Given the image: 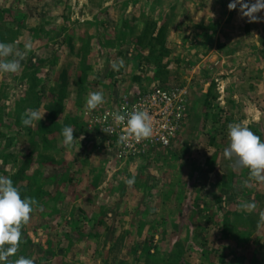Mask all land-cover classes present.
<instances>
[{"label": "crops", "instance_id": "crops-1", "mask_svg": "<svg viewBox=\"0 0 264 264\" xmlns=\"http://www.w3.org/2000/svg\"><path fill=\"white\" fill-rule=\"evenodd\" d=\"M152 1L154 0H0V10L4 9L6 14L0 20V25H9L7 28L5 25L0 28V42L12 46L13 52L7 56L10 60L19 58L17 53L22 55L18 72L26 68L22 61L30 49L37 55H44V59L55 50L56 68L65 71L71 67L75 71V63L70 64L76 57L78 59L85 31L96 39L97 35L90 30L91 27L100 25L103 33H106L110 32L109 25L114 29L117 27L114 25L119 22L129 39H135L133 27L129 26L132 18L137 17L138 11L148 2L152 7L162 8V11L165 4L170 2L168 17H173L170 26L164 23L166 16L161 13H155L153 16L158 17H153L150 21L158 26L165 25L168 34L169 29L179 34L173 26L186 21L184 18L180 20L176 11L177 2L183 0H155L154 4ZM184 1L192 22H200L201 20L195 21V18L203 14V9H208L204 11L208 14L205 20L217 18L220 23L203 36L214 49L209 50L206 57L216 54L217 61L214 68L211 65L212 70L208 71L207 80H202L200 85L203 102L207 100L205 105H210V102L218 105L216 121L219 128L211 134L216 137L213 143L211 139L208 142L205 139L200 149L191 147L183 158L174 155L173 160L164 162L153 160L152 164L142 165V162L134 160L131 165H119L106 157L92 159L93 156H90L88 162L84 161L83 164L80 161L75 165L77 170L72 174L73 183H78L75 187L78 192L74 196L79 200V207L71 210L69 215L72 220L67 221V224L75 230L74 246L76 242L83 245L88 242L89 246H97L102 239L106 250L107 247L112 248L114 255L104 258L106 264H135L136 257L130 256L129 249L142 247L146 242L150 243L151 239L153 241V237L159 238V233L163 232L162 220L168 219L172 230L181 238L180 243L175 241L172 246L184 249L175 264H226L223 250H216L218 254L212 257L207 253L209 246L215 249L241 246L239 243L228 242L222 234L227 230H223L220 216L229 213L227 209L230 208L237 217L250 215L255 210L258 192H264V181L258 182L252 178L247 168L237 164L236 158L228 160L223 157V149L228 145L227 132L230 124L245 125L264 141V10L256 13L258 20L250 21L242 15L239 5L225 14L219 5L205 7L192 3V0ZM42 27L44 34L40 30L36 34L37 29ZM6 31L12 32V35L5 34ZM178 37L177 35L176 38ZM26 45L31 47L26 48ZM59 55L62 57H58ZM5 58L0 57L3 60ZM166 69L167 74H170L169 67ZM215 72L220 77L217 78ZM3 76L0 73V79ZM196 78L190 83L196 81ZM16 83L15 85H20ZM21 83L20 92L15 93L16 98H23L25 84L23 81ZM52 83L63 87L58 79H52L48 84ZM211 83L215 97L207 98ZM71 84L72 82L66 83L65 86L70 87ZM18 99L11 96L7 98L8 102L0 101V105L11 106ZM66 102L63 100L62 104ZM61 106L56 111L44 103V108L40 107L44 120L56 119L58 125L62 118L70 114L65 111L64 105ZM16 115L14 112L7 117L11 119ZM0 132L2 136L4 130ZM208 132L206 129V137L210 134ZM61 141L57 140L58 150L62 148L63 151L66 148ZM72 147L74 156L78 158L75 152L80 156L79 150H76L75 144ZM85 152L84 150V154ZM180 163L181 170L177 175L172 168ZM164 168L171 169L168 171L169 176L161 173ZM133 176L135 183L127 185L125 181ZM82 182L83 187L80 186ZM82 188L85 189L84 193L81 192ZM245 203H252L254 207H242ZM55 212L62 213L59 210ZM211 233H219L218 237L222 239H215V235L212 236ZM58 238L55 237V242L59 241ZM117 249L118 254L115 252ZM59 252L56 250L58 255ZM83 254L68 260L71 264H92ZM46 257L44 264H50L57 256L51 254ZM62 257L60 255L59 260Z\"/></svg>", "mask_w": 264, "mask_h": 264}, {"label": "rangeland", "instance_id": "rangeland-1", "mask_svg": "<svg viewBox=\"0 0 264 264\" xmlns=\"http://www.w3.org/2000/svg\"><path fill=\"white\" fill-rule=\"evenodd\" d=\"M230 2L231 0H192V3L202 4L205 7L219 5L222 13L225 14L230 11L227 7ZM169 3L165 4L163 11L162 8L152 7L150 2L138 11V16L132 18L129 26L133 27L132 34L135 39H129L128 34L121 29L122 25L119 22L114 25L117 26L114 29L109 25L110 32L106 33H103L100 25L95 28L91 27L90 30L95 31L97 35L96 39H93L94 35H88L85 31V36L81 39L82 49L78 59L76 57L70 64L75 63L77 71H72L71 67L70 70L65 71L56 68L55 53L57 51L55 50L44 59V55H37L30 49L22 61L26 65L23 71L3 73L4 76L0 79V101L8 102L7 98L11 96H15V100L18 99L15 93L20 92L22 81L25 88L23 98H19L11 106L0 105V130H4L0 136V175L12 179L14 186L20 191L21 198L29 196L37 200L29 221L21 227V243L17 253L9 257L11 264H14L20 256L33 259L34 264H44V257L51 254L57 257L50 264H71L68 259L73 260V256H80L82 253H84L82 256L92 261V264H106L104 258L114 255L112 248L107 247V250L104 248L102 239L99 240L98 247L89 246L88 242L84 245L76 242L74 246L75 230L72 226H68L67 221L72 220V216L69 215L71 210L79 207V200L74 196V193L78 192L75 189L78 183L77 181L73 183L72 174L77 170L76 164L78 165L80 161L83 164L84 161L88 162L90 156H93L92 159L106 157L119 165H131L134 161H122L115 158L112 153L103 151L102 148L98 149L97 145L103 143L106 137L100 135L99 132H92L93 129L99 130L102 124L101 117L106 109L112 107L120 109L119 97L121 95L143 92L158 86L166 89L181 86L188 92L185 114L175 137L167 146L151 145L148 156L136 159L142 162V165L152 164L153 160L154 162L173 160L174 155L183 158L184 153L191 147L200 149L205 139L207 142L211 139L213 143L216 137L211 134L219 128L216 121L218 105L211 102L210 105H205L200 85L202 80H207L208 71L216 66L217 61L216 54L206 57L207 52L214 51V49L208 45L209 41L203 36L205 32L207 34L216 26L218 27L219 20L217 18L205 20L208 14L204 11L208 9L202 11L201 8L203 14L200 12L202 15L195 18V21H201L192 22L183 0L177 2L176 11L177 17L180 20L184 18L186 21L173 26L179 34L177 31L173 33L170 29L169 34H165L163 48L166 56L158 59L159 48L157 46L154 48V53L150 54L148 47L141 48L135 44L137 33L142 30L146 22L153 17H158L160 13L166 16L164 23L170 26L173 17H168ZM155 13L159 14L153 16ZM4 15H6L5 10H0V20ZM3 25L5 28L9 27V25L1 24L0 28ZM39 30L44 34V27L38 28L36 34ZM7 33L12 35V32L6 31L5 34ZM177 35L178 38H176ZM119 59L123 60L124 65L119 71H114L111 64ZM4 60L10 59L6 57ZM163 65L169 67L170 74H166L164 81L160 82L154 72L158 66ZM213 73L211 75H214ZM216 77L220 75L216 74ZM195 78L196 81L191 84L190 81ZM52 79L53 81L58 79L59 83H63V87H58L56 83L48 84ZM16 82L20 85H15ZM70 82H72L70 87L65 86ZM94 91L103 93L104 103L89 111L85 106V100L87 95ZM63 100L67 102L62 104ZM44 103L56 111L64 105L65 111L70 114L62 118L58 125L56 119L44 120L43 116L39 122H34L28 127L23 126L22 114L28 109L40 111V107L44 108ZM14 112L17 115L9 119L7 116ZM113 122L115 121H110L108 124ZM66 125L74 129L73 145L75 144L76 150L80 152V156L75 152L78 158L74 156L73 145L70 148L65 147L63 151L62 148L58 150L57 140H62L61 135H58V130L60 127L62 130ZM206 129L210 133L207 137L205 136ZM61 130H59L60 133ZM179 165L181 163L172 168L177 175L181 170ZM170 170V168H164L161 173L169 176L168 171ZM148 171L151 170L148 169ZM80 186L83 187V182ZM81 192L84 193L85 189L82 188ZM56 210L62 213L55 212ZM227 211L231 215L227 213L223 217L220 216L223 230L225 228L227 230H224L222 234L226 236L228 242L239 243L241 246L222 249L209 246L207 253L212 257L223 250L225 253L223 259H227L226 264H264V192H258L255 210L249 216L237 217L231 208ZM162 222L163 232L159 233V238L153 237L150 243L146 242L142 247L135 246L129 249L130 256L136 257L135 264H175L184 252L183 248L172 246L175 241L180 243L181 238L172 230L169 219L162 220ZM218 234L211 233L210 235H215L217 240L222 239L218 237ZM185 236L186 234L183 235ZM55 237H59V241L55 242ZM56 250H59V254L63 256L60 260V255L56 253ZM115 252L118 254L119 250Z\"/></svg>", "mask_w": 264, "mask_h": 264}, {"label": "clouds", "instance_id": "clouds-1", "mask_svg": "<svg viewBox=\"0 0 264 264\" xmlns=\"http://www.w3.org/2000/svg\"><path fill=\"white\" fill-rule=\"evenodd\" d=\"M239 8L242 15L248 17L250 21H256L259 17L256 13L264 10V0H231L227 5L229 10ZM26 45V48H30ZM13 52L12 46L0 42V57H7ZM17 57L11 60L0 59V73H16L20 70V59L22 55L17 53ZM124 62L119 59L112 62L111 67L114 71H119ZM104 103L103 93L100 91L90 92L85 100L86 108L91 111ZM44 113L38 109H28L21 117L23 126H31L34 122H39ZM113 119L117 125L123 124L126 133L119 137L122 144H127L130 139L139 142L149 139L156 131L154 118L146 109H134L131 112L123 114L119 112L112 113ZM161 127L172 129L167 124ZM73 127L64 126L61 130V143L70 148L74 142ZM105 132L107 129L104 130ZM228 145L223 149V157L231 160L236 158L237 164L242 168L249 170L250 176L256 181H264V141L260 139L251 129L240 123L230 124L228 126ZM164 140V137L161 136ZM167 142L166 140L164 141ZM125 183L129 186L135 183V177L127 179ZM37 205V200L33 197L24 196L21 198L20 191L14 186L10 177L0 175V264H11L9 257L14 256L21 243V227L30 219L33 212V206ZM244 208H253L254 204L245 203ZM14 264H34V260L25 256L18 257Z\"/></svg>", "mask_w": 264, "mask_h": 264}, {"label": "built area", "instance_id": "built-area-1", "mask_svg": "<svg viewBox=\"0 0 264 264\" xmlns=\"http://www.w3.org/2000/svg\"><path fill=\"white\" fill-rule=\"evenodd\" d=\"M119 98L120 109L116 107L106 109L102 114V124L99 130L93 129L92 132H99L100 135L106 137L103 143L97 145L98 149L102 148L103 151L112 153L119 160L132 161L148 156L151 145L167 146L170 144L184 117L187 107L186 103L188 102V92L181 86L169 89L158 86L143 92L126 93ZM137 108L149 111V114L152 115L156 122V131L149 139L139 142L130 139L127 144H122L118 139L126 133V128L123 124L117 125L115 122L108 124L114 120L112 113L119 112L123 114ZM164 124H167L172 129L171 133H169L168 129L161 127ZM105 129H107L106 132L104 131ZM161 136L164 137V140L161 139ZM165 140L167 141L166 143L164 142Z\"/></svg>", "mask_w": 264, "mask_h": 264}, {"label": "trees", "instance_id": "trees-1", "mask_svg": "<svg viewBox=\"0 0 264 264\" xmlns=\"http://www.w3.org/2000/svg\"><path fill=\"white\" fill-rule=\"evenodd\" d=\"M166 34V27L165 25L158 26L154 21L146 22L142 30L136 36V46H140L141 48L148 47V52L153 54L155 46L158 49V59L166 56L165 50L163 48V40ZM167 74V69L165 65L158 66L155 70L154 75L159 79L160 82L164 81V77ZM213 90V83L209 86L207 91V98L211 97L214 98L215 95L212 94ZM207 103V100L205 101ZM249 216V215H248ZM246 217V216H245ZM254 226V225H253ZM251 228V226H249Z\"/></svg>", "mask_w": 264, "mask_h": 264}]
</instances>
